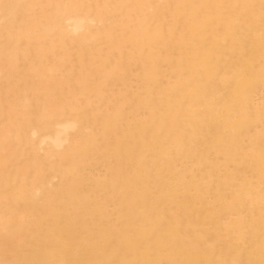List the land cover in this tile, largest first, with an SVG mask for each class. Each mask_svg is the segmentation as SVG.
Masks as SVG:
<instances>
[{
  "label": "bare ground",
  "instance_id": "6f19581e",
  "mask_svg": "<svg viewBox=\"0 0 264 264\" xmlns=\"http://www.w3.org/2000/svg\"><path fill=\"white\" fill-rule=\"evenodd\" d=\"M0 264H264V0H0Z\"/></svg>",
  "mask_w": 264,
  "mask_h": 264
}]
</instances>
